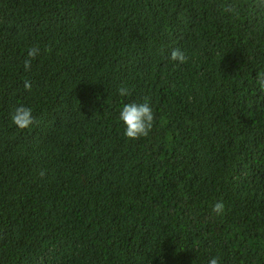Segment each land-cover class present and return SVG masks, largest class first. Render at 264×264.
Masks as SVG:
<instances>
[{"label": "trees", "instance_id": "1", "mask_svg": "<svg viewBox=\"0 0 264 264\" xmlns=\"http://www.w3.org/2000/svg\"><path fill=\"white\" fill-rule=\"evenodd\" d=\"M229 2L0 0V264H264V9Z\"/></svg>", "mask_w": 264, "mask_h": 264}, {"label": "clouds", "instance_id": "2", "mask_svg": "<svg viewBox=\"0 0 264 264\" xmlns=\"http://www.w3.org/2000/svg\"><path fill=\"white\" fill-rule=\"evenodd\" d=\"M251 5L264 9V0H251ZM225 13L230 14L234 18H239L241 15V5L232 0V2L226 3L222 6ZM39 54L38 47H32L27 52V57L25 58L23 64L25 71H30L32 60L35 59ZM170 58L173 61H179L184 63L187 57L178 48L173 49L170 53ZM256 84L261 92H264V71L257 74ZM25 90H31V82L28 80L24 81ZM120 96H128L131 94L130 89L127 86H121L118 90ZM119 119L125 125L124 135L128 139H139L140 137H147L152 128L154 121L153 109L150 103L145 100L143 103H127L122 107L119 114ZM10 120L13 125L19 129H25L29 127L33 122L32 109L24 105L16 107L10 113ZM212 211L217 215H222L225 211V205L223 201H217L213 207ZM209 264H219L218 257H212L209 260Z\"/></svg>", "mask_w": 264, "mask_h": 264}]
</instances>
